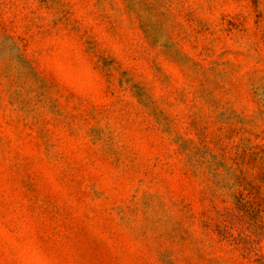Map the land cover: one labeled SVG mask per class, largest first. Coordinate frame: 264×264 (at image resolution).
Wrapping results in <instances>:
<instances>
[{
    "label": "rangeland",
    "instance_id": "1",
    "mask_svg": "<svg viewBox=\"0 0 264 264\" xmlns=\"http://www.w3.org/2000/svg\"><path fill=\"white\" fill-rule=\"evenodd\" d=\"M0 264H264V0H0Z\"/></svg>",
    "mask_w": 264,
    "mask_h": 264
}]
</instances>
